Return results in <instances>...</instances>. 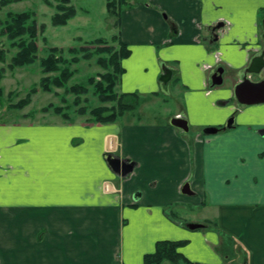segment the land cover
<instances>
[{
    "label": "crops",
    "instance_id": "1",
    "mask_svg": "<svg viewBox=\"0 0 264 264\" xmlns=\"http://www.w3.org/2000/svg\"><path fill=\"white\" fill-rule=\"evenodd\" d=\"M263 19L264 0H137L119 14L130 50L121 92L156 97L171 68L180 113L0 123V264H145L159 241H185L178 252L195 264H264V104L234 97L263 50ZM175 117L187 132L170 125ZM106 153L134 162L132 173L115 176Z\"/></svg>",
    "mask_w": 264,
    "mask_h": 264
},
{
    "label": "trees",
    "instance_id": "2",
    "mask_svg": "<svg viewBox=\"0 0 264 264\" xmlns=\"http://www.w3.org/2000/svg\"><path fill=\"white\" fill-rule=\"evenodd\" d=\"M55 5L46 1V4L54 9L50 17L53 27H62L76 16V9L70 0H54ZM15 0H0V9L14 3ZM127 0H107L106 7L110 16L116 17L118 26L119 14L122 10L130 8ZM42 26H38L35 12L8 11L0 18V83L5 77L6 70L10 72L19 68L30 67L38 64L42 77L39 82L32 86L25 98L9 106L12 109L21 110L30 104L31 95L38 90L52 93L54 89H63L61 97L62 106L48 105L41 112L52 113L61 116L65 121L73 123L67 110L77 108V115H88V124L103 125L112 124L120 120L125 113H132L142 103L140 95L133 93H116L115 86L124 73L122 60L130 54L128 47L119 39L112 36L110 41L103 38L94 39L84 46L71 47L63 50L58 47H49L44 56L39 57L38 35ZM112 43V44H110ZM96 57V63L103 68V73L89 76L85 83L69 82L76 74L73 65L82 60H90ZM167 70L161 76H166ZM91 89V95L100 103L99 106L88 108L86 96ZM73 96L71 103L65 98ZM153 95H156L154 93ZM3 102V88L0 85V103ZM83 103V104H82ZM111 104L106 106L104 104ZM185 241H159L156 243L155 251L144 256L145 264H162L167 261L172 264L182 262L183 264H195L186 260L178 249Z\"/></svg>",
    "mask_w": 264,
    "mask_h": 264
},
{
    "label": "rangeland",
    "instance_id": "3",
    "mask_svg": "<svg viewBox=\"0 0 264 264\" xmlns=\"http://www.w3.org/2000/svg\"><path fill=\"white\" fill-rule=\"evenodd\" d=\"M46 1L55 5L54 0H15L14 3L0 9V18L8 11L21 12L33 11L37 19L38 26H42V30L38 35V48L40 52L38 56H44L46 49L49 47H58L66 50L71 47L84 46L88 42L103 38L108 42L112 36H118V26L116 25V17L110 16L107 11V0H70L71 4L76 9V16L71 19L67 25L62 27H53L50 23V17L54 13V9L46 4ZM137 0H127L129 4L135 3ZM262 28V20H261ZM263 31V28H262ZM112 44V43H110ZM96 57L90 60H82L77 65H73L72 69H76V74L69 82L85 83L89 76H96L98 73H103L104 70L95 61ZM1 66V65H0ZM167 70L166 76L162 78L163 86L166 91L160 90L158 96L141 95L142 103L132 113L125 115L117 122H138L149 121L159 122L167 120L171 114L180 113L182 108V89L175 88L173 84L175 78V70L164 68ZM42 73L38 64L30 67L19 68L13 72L6 70L5 77L0 85L3 88V102L0 103V123L4 124H60L69 123L61 116L54 115L50 112H41V109L48 105L62 106L61 97L63 89H54L52 93L37 91L31 95L30 104L21 110L12 109L9 106L17 103L25 98L32 86L36 85ZM253 80H257L254 77ZM230 84L229 79H224L223 85ZM169 90V92L167 91ZM116 93H122L120 89V79L115 86ZM69 103L73 100V96L65 97ZM87 102L84 105L88 108L99 106L98 100L91 95V89L86 96ZM83 104V103H82ZM235 104V103H233ZM110 106L111 104H104ZM71 108L67 110L69 116L73 119V123L88 124V115H77L75 110ZM126 178V177H125Z\"/></svg>",
    "mask_w": 264,
    "mask_h": 264
},
{
    "label": "water",
    "instance_id": "4",
    "mask_svg": "<svg viewBox=\"0 0 264 264\" xmlns=\"http://www.w3.org/2000/svg\"><path fill=\"white\" fill-rule=\"evenodd\" d=\"M262 28L264 31V19L262 20ZM264 39V34H263ZM223 70L219 69L212 76V86L220 85L222 83ZM264 73V47L259 56L252 59L249 67L246 69V76L236 85L234 89V97L237 102L243 106L264 104V79L254 82L251 80L252 75H258ZM170 125L183 130L188 131L187 121L182 118H172ZM233 126V119L228 120L225 125L221 128L223 130L229 129ZM218 128L208 127L203 130L206 135H213L218 132ZM260 134H264V130H260ZM104 160L109 170L117 177L125 178L129 176L134 170V162L127 159H122L112 153H106ZM188 185H185L182 189L183 194H188ZM191 229L201 227L200 225H188Z\"/></svg>",
    "mask_w": 264,
    "mask_h": 264
},
{
    "label": "built area",
    "instance_id": "5",
    "mask_svg": "<svg viewBox=\"0 0 264 264\" xmlns=\"http://www.w3.org/2000/svg\"><path fill=\"white\" fill-rule=\"evenodd\" d=\"M176 118H179V117H176Z\"/></svg>",
    "mask_w": 264,
    "mask_h": 264
},
{
    "label": "flooded vegetation",
    "instance_id": "6",
    "mask_svg": "<svg viewBox=\"0 0 264 264\" xmlns=\"http://www.w3.org/2000/svg\"><path fill=\"white\" fill-rule=\"evenodd\" d=\"M251 78V77H250Z\"/></svg>",
    "mask_w": 264,
    "mask_h": 264
}]
</instances>
